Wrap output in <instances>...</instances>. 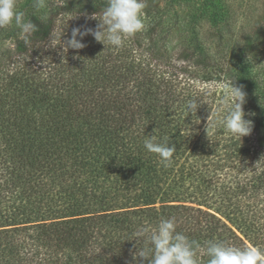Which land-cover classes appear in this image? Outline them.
I'll return each instance as SVG.
<instances>
[{
	"label": "trees",
	"instance_id": "1",
	"mask_svg": "<svg viewBox=\"0 0 264 264\" xmlns=\"http://www.w3.org/2000/svg\"><path fill=\"white\" fill-rule=\"evenodd\" d=\"M207 4L219 29L226 10ZM105 6L36 10L28 0L19 10L38 31L26 42L14 25L0 28V264H148L135 256L148 246L137 232L162 217L201 245L264 250V88L254 61L240 45L215 58L197 40L176 58L165 12L152 9L119 48L89 34L82 49L64 50L74 28L96 29L91 16ZM214 83L245 93L249 135L219 125L207 135L210 114L227 110ZM192 99L200 105L188 114ZM152 135L175 147L167 166L144 148ZM198 259L208 262L203 248Z\"/></svg>",
	"mask_w": 264,
	"mask_h": 264
},
{
	"label": "clouds",
	"instance_id": "2",
	"mask_svg": "<svg viewBox=\"0 0 264 264\" xmlns=\"http://www.w3.org/2000/svg\"><path fill=\"white\" fill-rule=\"evenodd\" d=\"M33 7L41 10L47 7L46 0H33ZM146 0H106L99 19L94 13L91 19L98 20L96 29L87 28L81 31L74 28L71 38L64 42V50L82 49L83 37L91 34L97 42L105 46L119 48L125 37L141 32L144 25V9ZM14 25L27 42L38 31V26L31 19H25V12L19 10L17 0H0V28ZM80 39H77V37ZM226 113L217 119L211 113L207 120L206 131L209 126H222L230 134L239 137L247 136L252 131V121L245 119L243 104L245 93L233 83L225 85ZM200 103L192 99L186 102V111L196 113ZM144 148L157 154L160 161L167 166L175 152L174 146H169L167 139L157 140L155 135L145 136ZM144 237L148 245L138 249L135 256L145 258L148 264H199L198 253L203 248L209 257L207 264H264V250L256 246L237 247L223 241H205L201 245L198 241L190 240L187 235L177 231L175 217L160 218L152 228H141L137 238Z\"/></svg>",
	"mask_w": 264,
	"mask_h": 264
},
{
	"label": "rangeland",
	"instance_id": "3",
	"mask_svg": "<svg viewBox=\"0 0 264 264\" xmlns=\"http://www.w3.org/2000/svg\"><path fill=\"white\" fill-rule=\"evenodd\" d=\"M27 1L17 0L18 8H22ZM46 1L49 2L46 8H51L65 0ZM170 1L146 0L147 7L144 11L152 9L165 12L162 29L166 34L165 40L170 44L169 49L174 52L176 58L181 57L179 52L186 43L192 45L195 40L203 42L215 58L221 59L230 57L231 50L240 45L244 55L254 61L255 71L264 88V0H220V5L226 10L227 16L226 21L215 30L209 22L212 8L203 9L208 5V0H174L173 3ZM72 19L75 18H71L70 21H73ZM257 27H262L260 39L251 41ZM3 42L5 48L12 49L10 40ZM199 84L203 86L201 82ZM211 85L216 86L218 91L226 93L225 86L221 83Z\"/></svg>",
	"mask_w": 264,
	"mask_h": 264
}]
</instances>
